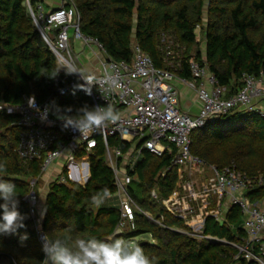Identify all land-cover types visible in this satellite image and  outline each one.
I'll list each match as a JSON object with an SVG mask.
<instances>
[{
	"label": "trees",
	"instance_id": "1",
	"mask_svg": "<svg viewBox=\"0 0 264 264\" xmlns=\"http://www.w3.org/2000/svg\"><path fill=\"white\" fill-rule=\"evenodd\" d=\"M73 1L81 15L84 35L97 38L107 55L117 61L131 62L137 43L157 67L192 79L189 63L194 58L215 74L227 96L243 87L245 75L264 76V0ZM198 29L204 36L205 51L198 44ZM168 35L182 48L178 69L165 60L163 38ZM58 68L25 0H0V105H17L25 97L34 96L39 102L71 105L73 111L84 104L94 106L83 90L75 95L72 90L59 94V88L72 75L61 69L52 79ZM20 132L19 116L0 110V165L7 169L2 175L16 184L21 194L19 209L29 214L27 229L0 237V264H42L44 253L25 195L31 190V182L41 177L43 161L20 158ZM108 142L125 153L132 149L131 143L116 136H110ZM176 151L174 146L171 152L157 156L145 150L135 168H127L133 178L129 193L141 209L135 211V229L115 235L122 221L119 203L97 206L91 202L93 196L102 197L105 190L114 198L118 190L101 141L90 153L91 179L85 186L71 181L60 183L59 174L51 180L43 201L46 211L41 229L63 235L71 226L75 229L73 241L88 237L107 242L134 241L149 234L151 240L138 244L153 264H256L235 246L244 244L247 238L238 205L231 204L223 218L208 215L196 231L162 203L174 193L180 179L173 164ZM191 152L206 165L219 169L234 164L253 179L264 174V120L255 111L237 107L194 129ZM153 191L158 198L153 197ZM248 196L257 201L264 196V187H255ZM25 231L28 239L21 240Z\"/></svg>",
	"mask_w": 264,
	"mask_h": 264
},
{
	"label": "built area",
	"instance_id": "2",
	"mask_svg": "<svg viewBox=\"0 0 264 264\" xmlns=\"http://www.w3.org/2000/svg\"><path fill=\"white\" fill-rule=\"evenodd\" d=\"M25 4L41 38L54 53L59 67L65 64L76 66L74 61L75 58L77 60L76 55L80 54H74V41L81 42L84 49L89 47L95 50V69L98 72L88 70L84 73L76 67L86 77L92 75L98 80V85L93 86L90 95L94 106H106L108 103L119 114L120 119L106 128L80 136L78 131L64 129L62 121L51 114L47 121L42 122L40 114L28 104L30 97H25L17 105H0V110L19 116L21 132L17 151L20 158L24 161L42 160L41 176L57 169L61 164L58 176L60 183L71 181L85 186L91 179L90 153L99 146L100 141L104 143L107 163L116 176V198L122 212V221L115 235L136 228L135 211L141 209L129 193L133 178L127 168H135L143 151L162 156L167 151L171 152L175 146L177 151L173 164L178 167L180 177V172L186 165L205 164L191 152V134L194 129L204 127L209 121L221 118L237 107L255 111L264 120V76L245 75L243 87L235 95L227 96L226 88L219 84L215 74L207 65L194 58L189 63L193 78L186 79L177 76L171 69L157 67L151 56L137 43L133 45L131 62L109 57L97 38L86 36L82 32L81 15L73 0H62V4L51 11H45L37 0H25ZM163 44L166 62L173 69L180 68L182 56H179L177 50L180 46L170 36L163 38ZM106 72L112 76V81L104 80ZM71 75L72 78L59 88L60 95L69 93L77 83H85L79 73ZM177 79L185 84L191 83L196 88L201 103L197 114L182 110L180 92L174 83ZM106 89H110L107 94ZM105 94L107 100L103 97ZM35 102L41 109L49 104L48 101L39 102L37 99ZM118 108L121 110H116ZM110 136L131 143L132 149L125 153L120 147H111L108 142ZM211 166L215 173L213 191L220 197H225L230 205H238L243 215V228L247 238L244 244L235 246L245 258L256 264H264V196L257 201L248 196L249 191L255 187H264V174L251 179L234 164L222 169ZM34 186L35 180L31 182L30 193L25 199L30 205L41 243L44 231L37 219L38 197ZM176 191L177 189L169 198L163 199L162 203L168 211L186 219V223L192 227L190 220L174 207ZM152 194L154 198H158L155 191ZM209 215L217 218L225 216ZM206 217L199 222L197 229L204 225ZM208 237L213 239L212 236Z\"/></svg>",
	"mask_w": 264,
	"mask_h": 264
},
{
	"label": "clouds",
	"instance_id": "3",
	"mask_svg": "<svg viewBox=\"0 0 264 264\" xmlns=\"http://www.w3.org/2000/svg\"><path fill=\"white\" fill-rule=\"evenodd\" d=\"M61 69L66 75L79 73L85 81L73 86V95L77 90H83L87 95H92L93 86L98 85L96 77L92 75L86 77L76 66L65 64L58 68L51 78L57 77ZM112 79V76L106 72L104 80L110 82ZM109 91L110 89H106L105 93ZM106 94L103 97L107 100ZM28 104L40 114L42 122L47 121L51 114L62 121L64 129L71 128L73 131H78L80 136L106 128L120 119L119 114L108 103L106 106L91 107L84 104L73 111V106L62 107L53 101L41 109L36 105L33 96L29 98ZM6 171L7 169L0 165V237L17 234L21 229H27L26 221L29 219V214L19 209L21 194L17 191L16 184L2 175ZM109 197L110 193L105 190L102 197L93 196L91 202L98 206ZM45 211H41V217L44 216ZM66 229L63 235H54L52 232L41 234V248L44 253L42 264H153L152 259L145 254L139 244L132 245L115 239L107 242L94 237L73 241L72 234L75 229L71 226H67ZM27 239L28 233L25 231L21 235V240Z\"/></svg>",
	"mask_w": 264,
	"mask_h": 264
},
{
	"label": "rangeland",
	"instance_id": "4",
	"mask_svg": "<svg viewBox=\"0 0 264 264\" xmlns=\"http://www.w3.org/2000/svg\"><path fill=\"white\" fill-rule=\"evenodd\" d=\"M198 44L199 47L205 51V41L204 36L201 29H198ZM171 38H174L172 35H168ZM180 55H182V48H177ZM74 54L76 55L77 60L75 58L74 64L84 73L88 71L89 66L95 65L97 62L96 55L93 49L83 48L82 45H77L74 48ZM95 60V61H93ZM62 165H58L56 168L49 171L46 174H43L40 178L35 180L34 190L38 197L37 204V219L40 222V227L42 224L41 211L43 209V201L45 194L48 190L49 183L51 180L56 178L59 174V168ZM177 191H176V200L174 207L177 212H181L190 220L189 223L192 224L194 230L199 231L197 226H199V222H202L203 219L209 214H215L216 216H224L227 211L229 202L225 197H220L213 191L215 173L212 170L211 165H186L183 167L180 172ZM114 200V201H113ZM109 203H119L116 197H109L104 199V202L98 206H102ZM151 218V217H150ZM36 227V226H35ZM151 240V236L149 234H142L136 238L134 241H126L121 240L132 245L138 244L140 240Z\"/></svg>",
	"mask_w": 264,
	"mask_h": 264
},
{
	"label": "crops",
	"instance_id": "5",
	"mask_svg": "<svg viewBox=\"0 0 264 264\" xmlns=\"http://www.w3.org/2000/svg\"><path fill=\"white\" fill-rule=\"evenodd\" d=\"M37 2L43 6L45 11H51L62 4V0H37ZM79 44L82 45L81 42L74 41L73 47L75 48ZM88 49L90 48L88 47ZM95 68H97L96 65H91L88 70L98 72ZM174 83L180 92V106L182 110L190 112L191 114H197L201 103L198 99L196 88L191 83L185 84L178 79Z\"/></svg>",
	"mask_w": 264,
	"mask_h": 264
}]
</instances>
